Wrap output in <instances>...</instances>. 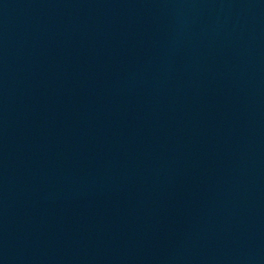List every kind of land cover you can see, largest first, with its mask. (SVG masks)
Returning <instances> with one entry per match:
<instances>
[{"label":"water","instance_id":"1","mask_svg":"<svg viewBox=\"0 0 264 264\" xmlns=\"http://www.w3.org/2000/svg\"><path fill=\"white\" fill-rule=\"evenodd\" d=\"M0 264H264V0H0Z\"/></svg>","mask_w":264,"mask_h":264}]
</instances>
